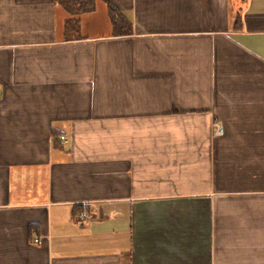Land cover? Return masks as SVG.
I'll return each instance as SVG.
<instances>
[{
	"label": "crops",
	"instance_id": "1",
	"mask_svg": "<svg viewBox=\"0 0 264 264\" xmlns=\"http://www.w3.org/2000/svg\"><path fill=\"white\" fill-rule=\"evenodd\" d=\"M68 17L0 0V264H264V0Z\"/></svg>",
	"mask_w": 264,
	"mask_h": 264
},
{
	"label": "trees",
	"instance_id": "2",
	"mask_svg": "<svg viewBox=\"0 0 264 264\" xmlns=\"http://www.w3.org/2000/svg\"><path fill=\"white\" fill-rule=\"evenodd\" d=\"M68 14L65 28L68 33L77 34L80 32L82 14L92 12L96 8V0H55ZM109 13L113 23L114 34H130L132 32L131 21L124 16L116 7L110 5ZM234 23L238 26L241 23L239 15L236 16Z\"/></svg>",
	"mask_w": 264,
	"mask_h": 264
},
{
	"label": "built area",
	"instance_id": "3",
	"mask_svg": "<svg viewBox=\"0 0 264 264\" xmlns=\"http://www.w3.org/2000/svg\"><path fill=\"white\" fill-rule=\"evenodd\" d=\"M215 130H216V131H215L216 134H223V133H224V129H223V127H222L220 124H216ZM60 138H61V139H64L65 136H64V135H61ZM35 242H36L37 244H41V243H42V240H41L40 238H35Z\"/></svg>",
	"mask_w": 264,
	"mask_h": 264
},
{
	"label": "rangeland",
	"instance_id": "4",
	"mask_svg": "<svg viewBox=\"0 0 264 264\" xmlns=\"http://www.w3.org/2000/svg\"><path fill=\"white\" fill-rule=\"evenodd\" d=\"M102 10H100L99 12H101ZM91 23V22H90ZM84 210H80V211H78V216L80 217L84 212H83Z\"/></svg>",
	"mask_w": 264,
	"mask_h": 264
}]
</instances>
